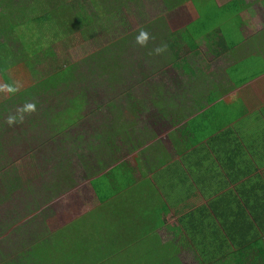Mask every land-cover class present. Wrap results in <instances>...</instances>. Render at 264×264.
Wrapping results in <instances>:
<instances>
[{
    "label": "trees",
    "instance_id": "16d2710c",
    "mask_svg": "<svg viewBox=\"0 0 264 264\" xmlns=\"http://www.w3.org/2000/svg\"><path fill=\"white\" fill-rule=\"evenodd\" d=\"M1 1L4 3L1 4ZM29 1L13 6V0H0V23L2 24L0 26V48L4 53V58L1 61L8 64L7 67L2 68L5 71L0 75V120L5 118V114L12 120H20L21 117L26 115L27 117H36L40 114L43 118L42 121L47 123L56 133H70L84 119V111L88 106L86 91L94 90V86H96L94 81L99 79L102 82L101 85H107L112 89L116 88V84L123 83L124 66L121 65V61L127 52V44L132 48H137L132 43L136 41V37L141 30L147 31L149 34L147 42L143 44V47L142 45L140 47L143 51L145 67H158L154 71L165 74V71L170 67H174L185 72L186 67L190 68L187 57L195 62L194 64L197 66L210 67V64L212 66L216 65L211 62L217 63L218 61L220 66L221 63H226L234 70L235 67H240L238 62L244 61V56H240L239 53L246 52L244 49H240L242 39L239 33L240 28L249 23L246 18L252 16L254 5L258 4V6L264 8V0H231L222 7H218L215 0L205 1L202 6L195 4L193 0H162L168 11L187 5L189 1H192L200 17L177 31L171 28L167 17L164 15L151 19L130 37L126 36L121 41L106 45L100 51L92 53L83 62L82 60L72 62L68 58L63 59L61 64L58 63L49 74L43 76L37 69L38 65L42 63V57L55 55L49 44L80 41L79 37L94 39L96 22L93 14L90 13L91 11H96L100 18L107 21L121 15L129 3L137 2L140 5L143 0ZM46 35H49L50 38ZM259 35H256V38ZM159 47H163L164 51L156 53L155 49ZM208 58L212 61L209 62ZM159 66L162 68L160 69ZM244 68L241 70H244ZM8 70L12 74H5ZM219 71L218 74H221L223 69L220 68ZM179 79L175 80L171 87L185 84V78L181 82H179ZM151 88L156 91L151 96H147L143 104L131 98L132 105L127 113L128 115L123 114L120 107L112 104L113 115L110 117L112 120L106 118L108 124H105L108 126L103 127L102 132L92 134L93 139L91 138L87 148L92 153L94 151L96 153L91 158H84V162H88L85 168H88L89 165V169L91 168L90 170L93 171L91 172L95 174L91 175L92 177L98 176L107 170L102 177L93 181L96 192L105 203L109 200H120L116 197L120 198L121 191L134 183L126 164L117 162L116 149L121 150L120 148L123 145L129 148L130 144L132 150H136L137 146H135L132 132H138V127L141 125L139 123L137 126L138 121H136L139 118V112H143L144 108L148 109L151 104L167 108L170 103L171 97L165 95L166 93L162 89L163 86L154 83ZM173 88L171 91H173ZM127 89L133 91V88L127 87ZM128 95L132 97L131 93ZM148 102L150 105L146 106ZM30 104L35 106L34 109L27 107ZM12 109H15L16 112H13ZM165 110L167 111V109ZM85 135H78L76 142L79 138H83V141L87 142ZM75 149H78V147H75ZM63 170L67 176L64 182L69 184V181L73 179L72 175L67 168H63ZM4 177L7 191L12 190L15 184L13 179L11 180L9 172H5ZM249 209L256 216L254 220H260L259 214L262 210L258 212L255 211L256 209ZM231 210L233 211V209ZM118 212H115V215H110V217L119 216ZM84 216H89V213ZM84 216L78 217V219H86L84 223L88 224L83 225V227L69 230V225L77 221L76 218L64 225V228L61 225L57 230H62L66 236L67 233L71 234L75 239V242L72 243L74 245H79L82 242L78 238L86 241L87 244L84 242L87 247L85 250L93 247V244H90L91 241H96L101 249L110 248L114 252V257L120 258L119 261L115 260V263H136L132 257L135 255L128 254L129 251L124 249L125 245L122 244L123 241L119 238L116 239L113 246H109L106 245L108 242L105 237L101 239L99 234L100 241L98 242L95 229L98 228L97 222L99 219ZM232 216L234 217V212ZM195 223L194 220L193 225L187 231H192L194 245L197 249H200L201 256L196 258V264H264L263 235L257 234L258 237L254 240L242 235L243 239L230 241L234 245L230 247L231 243L223 239L224 230L213 228L212 224L200 223L195 225ZM260 225L262 233L264 224ZM110 227H112V224H110ZM194 227L201 232L194 231ZM51 234L53 233L39 236L30 248L21 251L16 256H10L9 258L1 256L4 258L0 264H47L48 260L52 264H70L73 258L77 260L81 257L77 254L74 256L68 255L67 258H61L63 257L62 254L59 256L52 254L51 257L49 254L40 253V255L35 252L41 241L51 239ZM76 234L79 237H76ZM67 247L69 248V245H66ZM229 247V253L225 251L226 255L222 256V251L224 249L228 250ZM70 249L74 250L73 248ZM217 253L218 255H215ZM103 256L107 257V254ZM144 256L149 257L151 255L144 253ZM168 259L172 260L170 263L166 260L164 264H183L179 257Z\"/></svg>",
    "mask_w": 264,
    "mask_h": 264
},
{
    "label": "crops",
    "instance_id": "0c3cea01",
    "mask_svg": "<svg viewBox=\"0 0 264 264\" xmlns=\"http://www.w3.org/2000/svg\"><path fill=\"white\" fill-rule=\"evenodd\" d=\"M218 1L222 7L231 0ZM187 5L196 11L191 22L198 20L194 3ZM252 10L246 18L249 23L239 32L240 49L246 51L239 53L244 56L239 68L232 70L229 64L220 66L209 58L216 65L197 66L187 57L190 68L185 72L172 67L175 80L186 82L166 91L171 97L169 108L151 104L142 110H159L171 122V130L166 135L156 133L147 142L144 137L140 144L147 129L142 123L138 127L136 149L141 145V152L136 150L134 164L123 162L134 183L116 197L120 200L103 202L93 186L107 170L91 179L99 200L91 213L102 215L97 216L95 231L107 245L113 246L119 238L129 255H141L142 250L143 255L179 257L183 264H196L200 249L192 231H187L194 220L195 225L212 224L224 230L223 239L229 242L243 239L242 235L251 240L257 234L264 236L260 231L264 224V8L256 4ZM220 68L224 73L218 74ZM249 208L262 210L260 220H254ZM115 212L119 216L110 217ZM194 231L201 232L195 227ZM168 258L163 263H170Z\"/></svg>",
    "mask_w": 264,
    "mask_h": 264
},
{
    "label": "rangeland",
    "instance_id": "374dc122",
    "mask_svg": "<svg viewBox=\"0 0 264 264\" xmlns=\"http://www.w3.org/2000/svg\"><path fill=\"white\" fill-rule=\"evenodd\" d=\"M27 1L29 0H13V6ZM205 1L209 0H193L199 6H202ZM2 3L4 2L1 1ZM29 3L32 4L30 1ZM127 6L121 15L107 21L100 18L96 11H91L96 22L94 39L79 37L80 41L49 44L55 55L42 57V63L37 68L40 74L46 76L54 66L56 67L58 63L61 64L63 59L68 58L72 62L82 60L83 62L92 53L100 51L106 45L121 41L126 36L130 37L151 19L164 15L171 28L177 31L185 28L196 17L195 10L192 8L188 10L190 6L183 5L168 11L162 0H143L140 5L134 2ZM130 42L132 41L130 40ZM132 45L137 48H132L127 44V52L121 61V65L124 66L123 83L116 84V88L112 89L107 85H101L102 82L99 79L94 81L96 83L94 90L86 91L88 106L84 111V119L70 133H56L42 121L43 118L40 114L36 117H27L26 115L20 120H12L5 114V118L0 120V262L4 258L1 256H5V258L16 256L21 251L30 248L39 236L53 233L51 239L40 242L35 252L49 254L51 257L52 254L54 256L62 254L61 258H67L68 255H81L77 260L73 258L70 264H122L115 263V260L119 261L120 258H115L114 252L110 248L101 249L96 241H91L90 244H93V247L85 250L87 247L84 242L86 243V241L78 238L82 242L79 245H74L72 243L75 242V239L71 234L67 233L66 236L62 230L57 229L61 225L64 228V225L76 218L77 221L69 225V230L83 227L88 223H84L86 219H78V217L81 218L88 212H90L89 216L93 218L102 216L100 213H91L99 200L91 183L93 178L91 175L95 174L92 173L91 168L89 169V165L88 168H85L88 162H84V158H91L95 155L96 152L92 153L87 147L92 134L102 132L103 127L108 126L106 118L112 120L110 118L113 115L111 105H117L123 114H127L131 109V98L143 104L147 96H151L156 91L151 88L154 83L163 86L162 89L166 93V91H171L172 82L177 78L172 67L165 71V74L154 71L158 67H145L143 51L140 49L141 44L136 40ZM3 58L4 53L0 48V75L5 71L2 68L8 65L1 61ZM159 68L162 67L159 66ZM5 74H12V72L8 70ZM127 87L133 88V91H128ZM91 88L90 90H92ZM130 93L132 97H129ZM148 105H150L149 102L146 106ZM12 110L16 112L15 109ZM158 111H143L139 114L138 120L136 119L137 126L142 123L144 130L146 127L147 132L150 131V133L146 132L147 135L143 133V140L139 139L140 144L144 141V137L147 142L152 135L156 133L166 135L171 130V122ZM80 134H86L87 142H84L83 138H79L76 142ZM138 135V132H132L135 146L139 145ZM140 148L141 145L136 150L141 152ZM120 149H116L117 162L134 164L133 156L136 154V150H132L130 144L129 148L123 145ZM63 168H67L72 175L73 179L69 181V184L64 182L67 176ZM5 172H9L10 178L15 184L10 191H7L4 184ZM89 216L84 217L88 218ZM55 230L57 231L55 232ZM99 234L98 231H95L98 242L100 241ZM76 237L79 236L76 234ZM66 245H69V248H66ZM140 247L142 248L144 245H140ZM104 254H107V257L103 256ZM132 257L135 264H164L163 260L167 258L144 256L142 250L141 255ZM47 264H52V262L48 260Z\"/></svg>",
    "mask_w": 264,
    "mask_h": 264
},
{
    "label": "clouds",
    "instance_id": "9594fccd",
    "mask_svg": "<svg viewBox=\"0 0 264 264\" xmlns=\"http://www.w3.org/2000/svg\"><path fill=\"white\" fill-rule=\"evenodd\" d=\"M149 39V34L147 31L141 30V32L139 33V35L136 37L137 43L143 45L147 42V40ZM156 53H161L164 51L163 47H159L157 49H155ZM29 109H34V105H28L27 106Z\"/></svg>",
    "mask_w": 264,
    "mask_h": 264
}]
</instances>
